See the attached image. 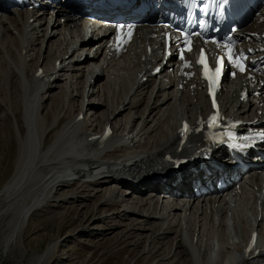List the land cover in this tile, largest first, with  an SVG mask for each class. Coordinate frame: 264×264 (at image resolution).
<instances>
[{
	"label": "bare ground",
	"instance_id": "bare-ground-1",
	"mask_svg": "<svg viewBox=\"0 0 264 264\" xmlns=\"http://www.w3.org/2000/svg\"><path fill=\"white\" fill-rule=\"evenodd\" d=\"M0 9V121L7 117L4 109L12 112L17 119L18 142L13 175L0 190V227L5 242L21 245L37 210L51 214L52 221H63L70 215L67 206L88 198L94 200L93 205H81L75 211L78 223L67 238L89 231L93 235L90 219L106 207L111 211L99 220L107 230L101 239L112 233V220L122 219L116 224L123 228L120 240L129 238V246L141 248L145 264H247L240 252L255 225L261 249L258 256L264 257V217L254 220L258 214L252 192L244 193L232 219L226 211L199 224L197 219L182 217L188 206L183 208L170 198L161 200L165 196L156 191L160 186L148 182L165 173L166 169L160 170L161 160L167 149L174 147L173 136L182 119L195 121L210 110L203 94L198 93L195 101L184 93L179 101L174 91L161 83L136 86V79L131 80L135 56H126L120 65L110 62L107 67L100 63L98 52L84 62L75 61L89 49L72 50L69 58H63L68 51L61 52L65 41L61 36L68 39L81 29L75 14L41 13L31 24L33 30L27 32L24 21L3 5ZM59 15L66 19L64 23ZM51 19H56L52 27ZM12 26L21 35L13 32ZM145 36L142 30V38ZM59 58H63L64 67L57 70ZM40 67L45 75L36 79ZM123 74L130 77L123 78ZM55 89L59 93L52 95ZM237 111L241 113L240 108ZM80 112L85 118L76 121ZM106 122L113 124L112 138L88 153V144L80 141L86 140L90 131H102ZM130 142L136 147H128ZM127 176L137 184H131ZM71 186L75 189L66 191ZM61 191L65 194L58 195ZM60 206L63 211L57 212ZM204 210L207 212V205ZM219 219L222 223L217 227ZM227 219L230 225L234 221V227L227 226ZM58 246L59 241L54 242L36 259L37 264H50Z\"/></svg>",
	"mask_w": 264,
	"mask_h": 264
},
{
	"label": "rangeland",
	"instance_id": "rangeland-1",
	"mask_svg": "<svg viewBox=\"0 0 264 264\" xmlns=\"http://www.w3.org/2000/svg\"><path fill=\"white\" fill-rule=\"evenodd\" d=\"M59 85L62 84L59 83ZM57 92L59 93V89L53 90L52 95L58 94ZM5 110L3 112H6L7 117L0 121V135H2L0 136V190L13 175L18 150L17 119L12 112ZM19 121L21 124V120ZM73 189L75 187L71 186L66 191ZM81 192L84 195L87 194L86 191ZM64 194L65 191L58 193V195ZM93 202L94 200L82 198L79 202L67 206L65 211L70 215L63 221L61 219L52 221L50 220L51 214L46 215L44 211L37 210L31 217L29 228L23 236L21 245L15 241L5 242L6 235L0 227V264H37L36 259L57 241H59V246L50 258V264H145L141 248L129 246L131 242L129 238H125L126 241L120 240L119 234L123 228L116 224L122 222V219L112 220L111 227L115 223L112 233L105 236L104 241L101 239L107 230L99 220L101 216L109 215L111 208H102L99 214L91 217L90 225L94 231L93 235H89L91 233L89 231L67 238L66 235L71 228L78 223L75 211L80 208L79 206L93 205ZM60 207L61 210L56 208L57 212L63 211L62 206Z\"/></svg>",
	"mask_w": 264,
	"mask_h": 264
},
{
	"label": "snow or ice",
	"instance_id": "snow-or-ice-1",
	"mask_svg": "<svg viewBox=\"0 0 264 264\" xmlns=\"http://www.w3.org/2000/svg\"><path fill=\"white\" fill-rule=\"evenodd\" d=\"M129 35H131V32H130V31H129ZM187 43H188L189 45H191V41H190V40L187 41ZM224 47L228 49L227 56H228L229 61L235 63L236 66L239 68V70H240L241 72L246 71L245 65H244L243 62H242V58L238 56L235 60H233V55H234V53H233V50L231 49V47H230L229 45H227V44H225ZM188 50L191 51V47H189ZM219 62H220V65H221V67H222V66H223V63H224L223 59H221ZM199 63H201V64L204 65V68H205V76H206V78H211V77H209L208 65H207V62H206V59H205L203 53H201V59H200ZM220 71H221V68H217V69L215 70L214 76H215V77H218L219 74H220ZM214 82H215V81H213V83H214ZM217 120H218V117H217V116H213V117H212V122H213V124H215V123L217 122ZM187 130H188V129H187V125H185V131H187Z\"/></svg>",
	"mask_w": 264,
	"mask_h": 264
}]
</instances>
